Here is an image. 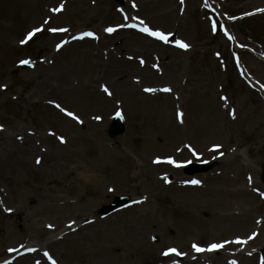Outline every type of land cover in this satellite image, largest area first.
I'll return each mask as SVG.
<instances>
[{"label":"rangeland","instance_id":"1","mask_svg":"<svg viewBox=\"0 0 264 264\" xmlns=\"http://www.w3.org/2000/svg\"><path fill=\"white\" fill-rule=\"evenodd\" d=\"M28 1L41 12L37 21H25L19 12L6 9L9 1L0 0V35L3 32L5 37L0 48V261L23 247L35 246L40 251L38 255L13 264H46L43 253L47 252V243L63 228L95 224L96 233L86 229L74 241L66 240L68 235L62 237L66 231L62 233L57 245L49 248L52 258L58 264H83L80 255L85 251L88 264H96L104 258L99 248L115 241L118 251L125 254L116 264H155V257L150 258L152 262L139 261L126 250L130 242L126 228L112 216L122 209L106 217L98 215L99 209L121 196L129 198L128 205L147 198L149 205L142 209L154 214L150 222L134 226V243L156 245L155 252L162 246L188 250L184 243L197 240L199 235L177 226L181 215L188 212L170 204L174 214H169L164 210L170 203L168 197L157 198L151 185L155 180L167 185L184 177L182 167L166 163L168 159L182 166L217 162L209 173L214 174L223 169L218 160L236 155L237 163H254L255 170L249 169L248 177L255 182L257 179L264 200V186L259 181L264 166V140L254 146L262 149L257 157L245 154L256 131L264 132V11L239 19L246 13L264 10V0H123L122 7L113 0ZM60 7V12L51 11ZM45 20L49 23L45 24ZM140 20L153 31L173 36V42L164 44L123 26H140ZM212 23L217 25L215 33ZM30 26L43 31L21 44ZM108 27L122 29L108 34ZM50 28L68 31L52 33ZM94 31L99 33L96 39H73L78 33L80 36ZM104 33L108 34L105 40ZM87 38L93 41L89 46L73 44ZM47 39V46L42 47ZM101 40L105 43L98 45ZM176 40L188 44V50L177 48ZM64 41L67 44L57 50L56 45ZM73 50L81 58L67 66L65 54ZM84 51V55L79 54ZM237 59L247 78L243 79L235 66ZM22 60L36 61V65L21 69L17 65ZM102 87H107L111 95ZM145 88L157 91L145 92ZM164 88L170 91H161ZM141 95L150 98L152 106L155 97L168 103L165 111L174 131L155 139L150 137L142 125L145 121L135 120L131 114L133 101ZM200 100L211 104L214 110L212 119L199 111L202 131L198 137L185 129L184 120L191 115L190 108L199 107L196 102ZM57 104L81 122L65 116ZM117 112L123 118L124 133L110 139L106 132ZM139 126L142 129L137 133L143 146L124 143L125 133L130 129L137 131ZM58 137L65 142L61 143ZM114 149L135 163L131 173L145 184L138 193L121 189L103 171L109 161L107 152ZM48 157L54 163L48 162ZM159 159L165 165L152 166ZM169 165L173 166L172 171ZM74 170L79 178L95 176L104 187L111 188V195L98 204L79 201L86 188L84 181L69 179L67 183L73 185L69 190L63 183L64 176ZM158 189L165 195L162 188ZM68 205L73 207L66 208ZM191 212L194 217L206 219L197 209ZM211 223L212 219L210 226ZM260 235L264 244V224ZM85 237L87 240H79ZM209 237L219 239L217 232ZM153 239L158 243L153 244Z\"/></svg>","mask_w":264,"mask_h":264},{"label":"bare ground","instance_id":"2","mask_svg":"<svg viewBox=\"0 0 264 264\" xmlns=\"http://www.w3.org/2000/svg\"><path fill=\"white\" fill-rule=\"evenodd\" d=\"M9 1L8 6L6 7L7 10H10L12 12H19L25 21L27 20H34L37 21L40 17V10L36 6V4H33L29 2L28 0H6ZM51 1V0H50ZM91 20V19H90ZM38 26V25H37ZM35 27L30 26L29 32L33 30ZM122 33H132L128 31H124ZM95 37H98L99 33L94 31L93 32ZM137 37L142 38L141 36L137 35ZM104 40L108 37V35L103 34ZM4 33L0 35V48L4 45ZM104 40H101L98 45H102L105 43ZM50 39H47L46 42L42 44L43 46H47ZM76 42V41H74ZM80 41H77L76 43H73L75 45L78 44H84L86 46H89L93 41L90 40V38L85 39L81 43H78ZM97 44V43H96ZM69 53L65 54V58L67 61V66L72 65L76 63L77 57L74 54L73 51H68ZM79 53V52H78ZM86 52H81L79 54H85ZM84 59V57H82ZM66 66V67H67ZM85 67H87L85 65ZM43 68V67H42ZM89 68V67H88ZM151 75H153L151 73ZM130 98L133 99V96L130 95ZM156 99L160 100L159 97H155L154 100L156 103L155 105H150V98L145 97L141 95L140 99L138 101H133L132 103V111L131 114L134 117L135 120L142 119L145 121L142 125H144L145 130L147 129L150 137L152 139H155L159 137L160 135H167L170 133V131H174V129L170 126V115L167 111H165L168 108V103L163 101L162 97L160 101H156ZM102 107H105V103L101 102ZM196 104L199 107H193L190 108L191 115L186 117L184 120V127L187 131H189L192 135L200 136L201 133V125L199 123V117L200 113L199 111H202L204 114L206 113L209 118H213V108L211 107V104L207 102H203V100L197 101ZM262 109L263 105H259ZM219 114V113H218ZM192 116V117H191ZM174 117V114H173ZM59 119H61L59 117ZM214 121V119H213ZM212 121V122H213ZM142 126H139L137 128V131H132L131 129L125 133V135L122 137V140L124 143L128 144L129 146L133 145V143H136L139 147H142L144 142L143 139L139 137V134L137 132L141 131ZM211 132H213L212 127L209 129ZM258 131V132H257ZM254 139L252 141V144L247 146L245 150V154L249 155L251 157H257L258 154L262 152V149H255L254 146L264 140V132H261L257 130ZM46 141V139H45ZM37 148V147H36ZM35 149V148H34ZM34 149H31L34 151ZM109 155V161L105 162V166L103 167V171L106 170L108 179L111 180L114 184L116 183L119 185L121 189H127L129 193L136 194L139 192V189L141 186H144L145 184L139 181L138 175L131 173L132 170L135 168V163L130 160L127 154L123 153L119 149H114L111 153L107 152ZM224 157L223 160H221L223 166L222 171L220 174H218L216 177L213 178H207L203 182L210 181L211 185L210 187L201 186L198 188L199 184H193L189 180H178L172 185L166 186L161 183L160 180H155V184H151L156 191L155 196L159 199H164L165 197H168V203L166 205V208L164 209L169 214H174L172 211V207L170 204L174 206V208H178L179 211H185L188 212V214L184 217L181 215V220L177 222V226H179L181 229L184 227V229L187 230H200L202 233L201 236L209 237L212 235V233L217 232V236L219 239H222L220 241H223L221 244L224 246L222 247L224 256L228 257H236L235 255H241L243 256L244 249L240 252H230L227 250L229 247H236L240 246L241 248L244 247V243L238 244L236 241L238 239H241V241H244L245 236L247 237V242H249L248 247H254L259 248L262 244L259 243L261 235L258 233L260 229L263 227L264 220L262 223L261 220V213H262V203L258 197V195L255 193L254 189H257V184L255 181L248 182V186H246V175L248 173V170L251 169L252 171L255 170V167L253 164H247L244 163H237V156L234 155L231 158ZM51 159V160H50ZM225 159V160H224ZM47 161H52L51 157L47 158ZM156 161V160H155ZM159 161H161L159 159ZM54 163V162H53ZM165 163L162 161L160 163H154L152 166L155 167H163ZM170 171H172V167L168 166ZM79 174L76 173V170L72 172H68L64 176V185H66V189L69 190L73 188V185L67 183L69 179H73L76 181H84L85 184V191L82 193V195L79 197V201L84 202H95L98 204L99 202H104L108 196L111 195L112 190L109 186H103L102 183H100L97 178L93 175H84V177H78ZM198 182H202L201 179H196ZM162 186H161V184ZM115 184V185H116ZM156 188H162V191L165 192V195L161 194L159 192V189L156 190ZM164 188H167L165 190ZM151 190V189H150ZM34 193V190H33ZM151 193L153 191L151 190ZM154 194V193H153ZM76 204V203H75ZM144 205L148 206L149 201L146 199H136L133 204L129 205L125 210L118 211L113 216L117 219H119L120 223L124 224V227L127 231V237L130 239V242L127 244V246L132 250L130 252L129 248L126 250L129 251V254H133L134 259H137L139 261H151L150 258H154L156 261L163 260L164 255L162 253L164 250H166L167 247L162 246L158 247V252H155L154 246L146 245V244H140V243H134V236H133V228L137 224H141L143 222H150L153 218V213L150 212V210H143L142 208ZM65 206V205H64ZM182 209H181V207ZM73 206H66V208H72ZM76 207V206H75ZM77 208V207H76ZM192 209H197L198 214L206 215V219H201L197 216L194 217L192 214ZM190 214V215H189ZM210 219H212V223L210 226ZM262 224V226H261ZM77 225V224H76ZM75 225V226H76ZM97 226L95 224L89 225L86 228H82L79 226L70 228V232H72L71 235L67 236L66 240L74 241L77 238L80 237V235L85 232L86 229L93 230V232L96 233ZM64 230H67V228H64ZM247 230V231H246ZM246 231V232H245ZM228 233H230L228 235ZM241 233V235H239ZM245 233V234H244ZM237 237L236 241L234 243L230 242L231 238ZM210 238V237H209ZM219 239H210L209 241L214 242V240ZM79 240H87L85 239H79ZM56 239L47 243L46 250L50 251L49 248L55 247L57 244ZM113 245H109L108 247H100L99 250L103 253V260L102 262H97L96 264H108L113 263L116 264L120 258V256H125V254L121 251H118L116 242H112ZM188 243H184V246H187ZM209 245V244H208ZM76 246L80 247V244H77ZM247 246V244H245ZM29 248V247H28ZM28 248H24L22 251L27 250ZM157 249V248H156ZM236 248H233L235 250ZM36 251H39L38 249ZM255 252H249L246 256V258H241V264H256V261L253 259L255 256ZM35 254V250L32 252ZM52 253V251H51ZM220 255V254H219ZM29 258V256L22 257L20 259H17L16 261L24 262ZM32 259V257H30ZM169 259V258H168ZM81 263L88 264L89 262V255L87 252L82 251L80 255ZM219 261V259H216ZM15 263V262H14ZM23 264V263H21ZM41 264L43 262L41 261Z\"/></svg>","mask_w":264,"mask_h":264},{"label":"snow or ice","instance_id":"3","mask_svg":"<svg viewBox=\"0 0 264 264\" xmlns=\"http://www.w3.org/2000/svg\"><path fill=\"white\" fill-rule=\"evenodd\" d=\"M181 3H183V0H181ZM51 11H53V12H60V11H62V7L51 9ZM260 11H264V10H260ZM125 19H127V17H126ZM44 23H45V24H48L49 21H48V20H45ZM139 25H140V27L137 29L139 32H141V33H143V34H145V35H147V36H149V37H151V38H153V39H155V40H157V41H160V42H162V43H164V44H168V43H169V39H170L169 35H166L165 33L161 32V31H153L152 29H150L149 27H147V26L144 24V21H143V20H140V21H139ZM123 26H125V27H129V28H137V25H136V24H126V25H123ZM216 30H217V25H216V23H212V31H213V33H215ZM41 31H43V29L40 28V27H36V28H34L32 31H30V32L27 33V35L25 36V38H24L23 40H21V44H25V43H27L28 41L32 40L33 37H35V36L37 35V33H40ZM49 31L52 32V33H57V32H67L68 29H66V28H59V29H57V28H50ZM115 31H116V29H115V28H112V27H108V28L105 29V32H107L108 34H112V33L115 32ZM224 34H225V36L228 35V33H227L226 31H225ZM85 37H90V38H92V39H96V37L94 36V34H93L92 32H84V33H82L80 36H74L73 39H81V40H82V39H84ZM228 38H229V39H232L231 37H228ZM64 43H67V41H64ZM175 46H176L177 48L183 49V50H185V51L188 50V48H189V45H188V44L183 43V42L180 41V40H176V42H175ZM62 47H63V44H57V45H56V49H57V50H60ZM129 59H131V57H129ZM20 63H21L22 65H28L30 62H29L28 60H22V61H20ZM140 63L143 65L144 61L141 60ZM102 91H104V92L107 93L108 95H111V93L109 92V90H108L107 87H102ZM144 91H145V92H150V93H151V92H155V91H157V90L154 89V88H145ZM161 91H163V92H169L170 89H169V88H164V89H161ZM55 106H56L57 108H59V110H60L65 116H69V117H71L72 120L77 121L78 123L81 122V121L78 120L77 116L73 115L72 112H70V111H65V109L62 108V107H61L60 105H58V104L55 105ZM116 114H117V116L120 115L119 112H117ZM178 116H179V114H178ZM97 119H99V118L97 117ZM50 134H51V133H50ZM58 139H60V142H61V143H64V142H65V141H64L62 138H60V137H58ZM214 150H218V149H214ZM193 155H196V153L193 152ZM154 162H155V163H160L161 161L156 160V161H154ZM165 162L168 163V164H172V165H174V166H176V167H181V166H182V165H180V164H176L175 161H173L172 159H168V160L165 161ZM37 163H40V161L37 160ZM191 183H193V184H197L198 181H192ZM236 243H246V241H240V240H237ZM223 246H224L223 244H216V243H213V244H211L207 249H204V248H200V247H198V246L195 245V244L192 245L193 249H194L196 252H203V251H209V252H211V251L218 250V249L222 248ZM170 254L175 255V256H180V255H181V253L178 252L176 249H168L167 251H165V252L162 253V255H164V256H169ZM44 255H45V257H48V253H47V252H45ZM49 259L51 260L50 257H49ZM6 264H8V262H6ZM37 264H39V261H37ZM51 264H55V261H52ZM232 264H235V262L233 261Z\"/></svg>","mask_w":264,"mask_h":264},{"label":"water","instance_id":"4","mask_svg":"<svg viewBox=\"0 0 264 264\" xmlns=\"http://www.w3.org/2000/svg\"><path fill=\"white\" fill-rule=\"evenodd\" d=\"M116 1L120 2V0H116ZM121 132H122V126H120L118 124H113L112 125L111 130H110V134L112 136H116V135L120 134ZM263 181H264V178H263ZM125 201H126L125 199L116 201V203L112 204L110 206V208H108V209H113V208H115L118 205H122L123 203H125Z\"/></svg>","mask_w":264,"mask_h":264}]
</instances>
